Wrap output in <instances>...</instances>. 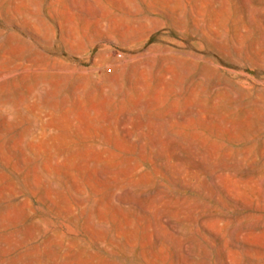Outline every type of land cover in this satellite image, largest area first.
I'll use <instances>...</instances> for the list:
<instances>
[{
  "label": "rangeland",
  "instance_id": "obj_1",
  "mask_svg": "<svg viewBox=\"0 0 264 264\" xmlns=\"http://www.w3.org/2000/svg\"><path fill=\"white\" fill-rule=\"evenodd\" d=\"M0 264H264V0H0Z\"/></svg>",
  "mask_w": 264,
  "mask_h": 264
}]
</instances>
